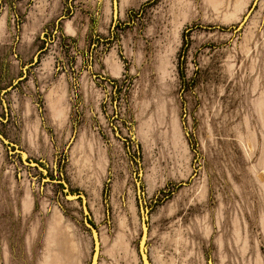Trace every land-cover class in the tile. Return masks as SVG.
Here are the masks:
<instances>
[{"label":"rangeland","instance_id":"1","mask_svg":"<svg viewBox=\"0 0 264 264\" xmlns=\"http://www.w3.org/2000/svg\"><path fill=\"white\" fill-rule=\"evenodd\" d=\"M117 2L0 0V264H264V0Z\"/></svg>","mask_w":264,"mask_h":264},{"label":"water","instance_id":"2","mask_svg":"<svg viewBox=\"0 0 264 264\" xmlns=\"http://www.w3.org/2000/svg\"><path fill=\"white\" fill-rule=\"evenodd\" d=\"M112 3H113V18H114V20H116V18L118 16V2H117V0H112ZM70 197L72 199L83 198L82 196H79V195L78 196L70 195ZM143 227H144V231H143V235H142V239H141V243H140V256H141L143 264H150L149 259H148V255L146 253V227H145V223H144V218H143ZM91 230H92L93 236L97 242L98 241L97 233L95 232V230L93 228H91ZM94 264H97L96 260L94 261Z\"/></svg>","mask_w":264,"mask_h":264},{"label":"trees","instance_id":"3","mask_svg":"<svg viewBox=\"0 0 264 264\" xmlns=\"http://www.w3.org/2000/svg\"><path fill=\"white\" fill-rule=\"evenodd\" d=\"M188 43H186V45H187Z\"/></svg>","mask_w":264,"mask_h":264}]
</instances>
